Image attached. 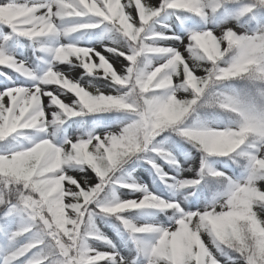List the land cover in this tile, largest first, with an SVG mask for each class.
Instances as JSON below:
<instances>
[{
  "label": "snow or ice",
  "instance_id": "snow-or-ice-1",
  "mask_svg": "<svg viewBox=\"0 0 264 264\" xmlns=\"http://www.w3.org/2000/svg\"><path fill=\"white\" fill-rule=\"evenodd\" d=\"M230 5L239 6L234 14ZM254 9H264V0H160L159 5L153 0H0V68L25 78L17 82L2 73L0 232L13 246L0 264H221L216 253L226 251L235 253L228 257L231 264H264V219L258 214L264 209V108L225 92L209 95V89L225 81L247 79L257 82L264 99V25L251 32L231 26L219 33L194 30L186 42L147 27L162 13L186 12L205 22H224L226 17L239 21ZM101 25L126 41L127 51L104 48V53L123 57L126 66L115 67L104 53L81 46L79 37L60 42ZM14 37L46 54L39 58V72L8 51ZM157 40H174L178 46L165 47ZM61 64L84 72L73 79L59 69ZM85 76L108 81L115 94L89 91L93 85L80 82ZM205 103L234 114L238 124L223 129L184 126ZM110 111L132 119L118 131L58 138L73 118ZM168 130L203 153L198 176L207 174L226 185L203 208L185 210L181 201L165 200L116 175L135 158L150 164L166 182L167 173L156 158L180 167L156 139ZM233 155L246 161L247 175L241 181L206 164L209 156ZM199 183L182 178L173 186ZM108 188L144 194L102 202L100 194ZM127 210L171 212L172 223L133 222L123 215ZM96 216H115L136 255L131 249L122 254L96 226ZM16 218L21 223L13 228ZM89 241H100L101 247Z\"/></svg>",
  "mask_w": 264,
  "mask_h": 264
},
{
  "label": "rangeland",
  "instance_id": "rangeland-1",
  "mask_svg": "<svg viewBox=\"0 0 264 264\" xmlns=\"http://www.w3.org/2000/svg\"><path fill=\"white\" fill-rule=\"evenodd\" d=\"M243 2L246 3L248 0H243ZM159 3L160 0H153L154 5H159ZM238 7V5H230L228 9L229 13L234 14ZM253 16L255 18H253ZM177 17H179V19ZM92 19L95 20V18ZM261 25H264V9H254L253 13L242 17L239 21L226 17L224 22H213L211 18L208 22H205L199 17H195L186 12L176 14L162 13L161 16L155 18L147 27L150 31L163 32L166 35H179L183 37L186 42L188 34L194 30L210 28L219 33L225 26H231L237 32H251L257 30ZM77 37H79L81 46L93 47L102 53H104L105 46L118 47L122 51H127L126 41L124 38L114 32L106 31L103 25H101L100 28L90 30L88 32L73 34L71 37L66 39L61 38L60 42L68 43ZM155 43L165 47L178 46V42L174 40H157ZM8 51L14 54L17 59L25 60L27 64L37 72H39L41 68L39 58L46 55L35 50L33 44L28 40L15 37L12 41H9ZM104 54L117 68L128 64L123 57L114 56L112 53ZM184 55L187 56V53H184ZM147 59H152L153 63L159 62L156 57H149ZM58 67L66 74H70L73 79H80L81 74L84 72L82 68H71V66L67 64H61ZM4 72H7V74L17 82L25 79L18 76L17 73L12 72L10 69L0 68V88H3L6 84L5 78L2 75ZM197 74L203 75V72L198 70ZM80 82L85 87L89 84L93 85L92 88L88 89L89 91H94L96 88H99L101 91H104L105 94L108 92L115 94L114 89L109 86V82L106 80L98 79L94 76H85ZM30 83L31 82H29V84ZM242 85L240 87L236 84L233 85L227 83L216 85L209 89V95H215L217 92H225L239 96L257 108H264V99L260 96L258 91L259 85L257 82L246 80ZM187 95V93H178V96L181 97ZM200 107L202 110L198 112L199 115L196 119L193 120V118L188 122L184 121V126H207L214 129H223L225 127H234L238 124V118L232 113L209 106L207 103ZM115 113L117 115L113 118L111 123H94L91 127H88L89 121L85 117L73 118V120L68 121L62 130L57 133L58 138L62 140L65 135L75 137L84 136L87 133L103 134L107 131H118L120 127H122L123 123L130 122L132 119V117L123 112ZM106 115L109 117L111 114ZM188 117H190V115ZM156 139L158 142H162L163 147L167 151L172 153L180 167L177 168L175 165L165 162L164 159L162 161L159 157H157L155 161L156 164L162 168L163 172L167 173V181L164 182L161 180V177L156 170L143 160H136L137 162L135 168L129 174H126L124 170L128 167V164L130 163L129 161L120 171L116 173L122 181L127 182L131 179L138 185L146 186L148 192L160 196L165 200L181 201L182 207L185 208V210L192 211H195L198 208H203L206 204H210L213 201V199H210L206 190H216L218 186H220L222 190H225L223 188H225L226 185L222 184L219 181V178H214L207 174H205L203 178L198 176L201 169L203 153L193 147L191 143L184 141L182 137L178 136L171 130L162 133L161 136ZM134 159L135 158H133V160ZM231 161H237V166L240 168V170H237L238 172L236 171V174L233 172ZM206 164L213 170L223 172L227 177L232 178L234 181H241L245 179L247 175V171L245 173L242 171L246 161L242 158L235 157L234 155L230 159L229 156H209L206 158ZM69 171L72 175H77L76 170L70 169ZM79 175L83 174L80 173ZM88 175L93 181L98 182V178L95 173L91 172V170H89ZM182 178L199 179L200 183L187 188L174 187V181ZM223 185L225 186L223 187ZM261 185L264 186V181L261 182ZM143 194V192L131 191L128 188H108L100 195L102 202H110L117 198L120 200L137 199ZM185 197H187V199H185ZM258 214L261 219H264V209L258 210ZM123 215L133 222L141 224L152 223L155 225L168 226L172 223L170 219L172 216L171 212L165 214L164 212L158 210H127L123 213ZM94 222L99 230L116 245L117 249L122 251V254H127L131 249L132 254L136 255L135 246L132 244L129 234L124 230L122 224L115 218V216H96L94 218ZM19 223H21L20 219L16 218L12 227L15 228ZM24 239V237L20 238V242H23ZM205 242H208L207 237H205ZM89 243L97 247H101L100 241H89ZM12 246L13 245L6 240L3 232H0V258H2L6 251ZM212 250L214 253L216 252L215 248ZM216 255L221 264H231L228 257L235 256V253L226 251L224 254L216 253ZM239 264H242V261L239 262Z\"/></svg>",
  "mask_w": 264,
  "mask_h": 264
},
{
  "label": "trees",
  "instance_id": "trees-1",
  "mask_svg": "<svg viewBox=\"0 0 264 264\" xmlns=\"http://www.w3.org/2000/svg\"><path fill=\"white\" fill-rule=\"evenodd\" d=\"M226 60L228 59L227 57L225 58ZM247 79H237V80H231V81H225L223 84H236L237 86H241L244 81H246ZM226 86V85H225ZM243 86V85H242ZM202 110V108L199 106L198 108H196V111L193 112L192 114H190V117H188L185 121H191L193 118V120L196 119V117L199 115L198 112ZM116 111H110V112H104V113H97V114H91V115H86L85 117L87 119H89L90 121H92V123H103V124H109L112 122L113 118L117 115L115 113ZM106 114H111L109 117ZM91 123V122H90ZM184 141L188 142L187 140H185L184 138H182ZM232 156H229V159ZM232 164V168H233V172L236 174L238 171L240 170V168L237 166V161H231ZM136 166V159L130 161V163L128 164V167L124 170V172H126V174H129ZM237 171V172H236ZM242 171H244L243 173L246 172V164H244ZM238 175V174H237ZM225 185H223L224 187ZM225 189V188H223ZM208 192V195L210 196V199H214L215 197H218L224 190H222V188L220 186H218L216 188V190H206Z\"/></svg>",
  "mask_w": 264,
  "mask_h": 264
}]
</instances>
